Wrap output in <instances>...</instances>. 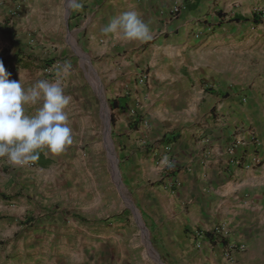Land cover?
Here are the masks:
<instances>
[{
  "label": "rangeland",
  "instance_id": "rangeland-1",
  "mask_svg": "<svg viewBox=\"0 0 264 264\" xmlns=\"http://www.w3.org/2000/svg\"><path fill=\"white\" fill-rule=\"evenodd\" d=\"M79 2L83 7L76 10L68 0H0V22L5 16L13 34L10 40L0 31V61L10 80L28 89L38 80L54 82L63 66L71 64L63 82L65 94L72 97L66 111L74 133L73 145L63 154H41L31 166L0 160V264H204L194 250L168 241V234L166 241L157 242L137 200L139 161L160 155L163 144L184 137L190 127L182 106L188 98L177 99L174 90L177 86L182 93L180 80H192V73L183 65L153 64L155 48L146 44L155 39V22L142 9L139 15L148 18L153 39L114 41L102 29L111 19L139 9L121 0ZM262 47L256 44L253 56L229 51L227 58L236 53L239 65L222 75L208 72L249 91L252 122L264 136ZM197 49L184 58H201ZM142 75L147 81L139 86ZM118 96L131 97L124 104L123 126L111 122L117 115L110 101ZM37 107L27 106L28 114ZM132 117L137 122L130 126ZM242 119L250 122L247 115ZM151 161L144 165L147 182L163 185L161 169Z\"/></svg>",
  "mask_w": 264,
  "mask_h": 264
},
{
  "label": "crops",
  "instance_id": "crops-1",
  "mask_svg": "<svg viewBox=\"0 0 264 264\" xmlns=\"http://www.w3.org/2000/svg\"><path fill=\"white\" fill-rule=\"evenodd\" d=\"M121 1L153 18L155 39L146 44L155 48L153 64L183 65L194 75L191 74L192 80H180L182 93L177 86L174 90L177 99L188 98L182 105L191 120L186 135L163 144L160 155L153 153L138 163L142 173L137 200L145 224L157 242L166 241L168 234V241L194 250L204 264H214L212 259H220L221 264H245L248 260L250 264H264V136L252 122L249 91L213 79L208 72L215 70L222 75L224 69L237 67L236 53L253 56L256 44L263 45L264 51V17L260 15L264 13V0ZM173 4L180 9L171 16L167 11ZM5 23L8 22L4 16L0 26ZM213 44L216 49H212ZM196 48L197 53L202 50L201 58H184ZM229 51L236 52L231 59L227 58ZM214 52V57H210ZM137 81L140 86L147 76L142 75ZM166 82L165 79L159 85ZM114 98L110 101L116 103L114 123L127 125L124 104L131 97ZM103 102L106 105L104 99ZM199 115L204 116L201 119ZM246 115L251 123L241 122ZM136 122L137 118L132 117L130 126ZM239 127L257 134L260 146L255 153L249 146L237 149L234 155L240 163H232L226 147L238 135ZM166 138L171 137L167 134ZM140 153L145 154V149ZM257 154L261 160L254 164L251 159ZM150 159L154 167L158 164L161 169L163 185L147 182L144 165H149ZM221 224L228 236L218 242L214 229ZM230 244L245 248L232 252L233 258L227 260Z\"/></svg>",
  "mask_w": 264,
  "mask_h": 264
},
{
  "label": "clouds",
  "instance_id": "clouds-1",
  "mask_svg": "<svg viewBox=\"0 0 264 264\" xmlns=\"http://www.w3.org/2000/svg\"><path fill=\"white\" fill-rule=\"evenodd\" d=\"M70 8L79 10V0H68ZM114 41L148 42L153 39L149 25L136 11L111 19L102 29ZM71 74L66 63L54 82L38 80L25 89L20 81L10 80L0 61V160L25 166L40 159L41 154L61 155L74 143V133L66 109L72 97L65 94L64 80ZM38 106L29 115L27 106Z\"/></svg>",
  "mask_w": 264,
  "mask_h": 264
},
{
  "label": "built area",
  "instance_id": "built-area-1",
  "mask_svg": "<svg viewBox=\"0 0 264 264\" xmlns=\"http://www.w3.org/2000/svg\"><path fill=\"white\" fill-rule=\"evenodd\" d=\"M180 6L178 4H173L169 9H168V13L171 16H174L175 14H177V12L179 11ZM261 17H264V13L261 12L260 13ZM142 80V79H140ZM246 100V97H243V101ZM239 133L238 135H236L234 138H232L228 143H227V153L230 156V162L232 163H240V159L236 158L234 153L237 149H246L248 148V146L253 149L252 153H255L256 151H258V148L260 146V139L257 136V134H255L253 131L251 130H246L245 127H239ZM243 134V135H242ZM259 155H253L251 162L254 164H258L260 162V158L258 157ZM31 164L27 165V166H31ZM26 166V165H25ZM228 236V232L227 229L225 228L224 225H219L216 226L214 229V237H215V241L221 242L223 240H225ZM244 245H240L239 247H234L233 245H229V250L226 253L225 259L229 260L232 259V252L234 251H243L244 250Z\"/></svg>",
  "mask_w": 264,
  "mask_h": 264
},
{
  "label": "trees",
  "instance_id": "trees-1",
  "mask_svg": "<svg viewBox=\"0 0 264 264\" xmlns=\"http://www.w3.org/2000/svg\"><path fill=\"white\" fill-rule=\"evenodd\" d=\"M0 31L3 32L4 34H6L7 37H8L10 40L13 39V34H12L11 30L8 29L6 26H4V25H3V26H0ZM7 61H10V59H7ZM47 64H48V63H47ZM112 103H113V102H112ZM112 103H110V104H111V107L114 108V105H113ZM114 103H115V102H114ZM111 122H112V123L114 122L112 116H111Z\"/></svg>",
  "mask_w": 264,
  "mask_h": 264
}]
</instances>
